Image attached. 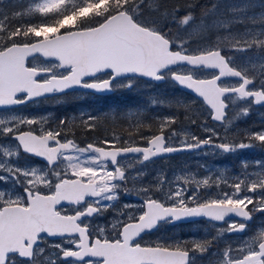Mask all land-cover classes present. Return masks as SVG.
<instances>
[{
	"label": "snow or ice",
	"instance_id": "6c2138e0",
	"mask_svg": "<svg viewBox=\"0 0 264 264\" xmlns=\"http://www.w3.org/2000/svg\"><path fill=\"white\" fill-rule=\"evenodd\" d=\"M194 7L191 2L168 7L162 0H33L26 12L0 17V113H8L0 117V135H11L18 142L16 152L5 149L4 155L17 156L22 149L47 164L21 169L0 162V184L7 186L0 187V264H38V257L43 258L39 264H193L194 253L208 252L225 233H244L255 213L264 214V160H257L254 165L242 161L244 178L231 184L219 177L211 182L197 181L198 186L216 187L218 192L212 196L202 198L199 187L191 195L187 187L165 192L164 180L159 179L155 188L138 190V207L125 205L105 225L91 222L94 216L109 211L121 191L129 194L124 186L129 177L118 157L137 154L146 162L162 154L202 147L226 154L264 149V128L247 130L240 142L215 143L214 138L226 141L227 137L220 136L205 120L199 125L208 133L205 138L193 135L192 142L173 146L179 134L173 130L165 136L164 126L174 124L177 118L169 117L159 134L141 137L146 146L119 147V138L113 137L105 138L103 146L89 143L79 147L63 131L77 117H62L55 129L39 127L37 131L49 118L16 114L19 106L66 96L71 90L87 94L129 89L139 78L174 81L201 98L214 122L231 124L226 113L229 103L237 99L247 105L242 109L244 116L253 105L264 106V65L250 78L249 69L232 66L234 57L223 54L253 48L264 52V30L223 38L242 42L246 48L225 49L219 40L193 48V41L179 32L195 24ZM146 10L150 15H145ZM32 13L39 14L35 19L40 22H33ZM21 16L29 18L14 23ZM170 25L177 26L176 34ZM203 31L201 24L189 35ZM248 36L255 39H244ZM257 58L264 60V56ZM198 71L209 74L200 76ZM227 78L238 80L236 84L224 83ZM79 118L90 129L99 119L84 112ZM21 126L29 130L20 131ZM81 154L87 155L81 158ZM251 167L260 171L249 173ZM156 193H162L164 199ZM232 216L242 218L241 222H227ZM193 217L226 222L227 227L210 241H194L191 248L183 241L139 242L161 222ZM54 237L63 243L41 247ZM49 249L57 251L49 254ZM219 255V264H264V228L238 247L229 244Z\"/></svg>",
	"mask_w": 264,
	"mask_h": 264
},
{
	"label": "flooded vegetation",
	"instance_id": "af4514ba",
	"mask_svg": "<svg viewBox=\"0 0 264 264\" xmlns=\"http://www.w3.org/2000/svg\"><path fill=\"white\" fill-rule=\"evenodd\" d=\"M237 80L238 79L227 78L224 83L236 84ZM156 92H159V94L165 93V95L173 93L176 98H180V101H185L186 104L185 106L174 105L172 109L166 110V107H162L159 104H152L151 96ZM74 96L77 98L80 97L81 99L72 98ZM66 98L70 100H64ZM54 99H61L62 101L60 104L46 108L49 112H54L55 110L56 113H58L57 111H60L68 105V110H66V113H64L66 114L64 117H71L73 113L80 114L81 112L91 113L96 117L99 116L95 127L91 129L81 121L79 118L80 115L77 116V120L69 121L67 127L72 128L73 132L71 134L68 133L67 138L73 139L79 147H86V145L89 143L96 144L97 146H103L101 142L105 138L111 140L113 137L119 138L117 141V145L119 147L146 146L144 140H142L141 137H150L151 135L159 134L161 124L165 120L162 118V115L164 114L167 118H177L174 124L170 126H164L165 136H168L170 131L173 130L179 134L176 140L173 142V146H180L181 141L192 142L191 137L193 135L200 137L201 139L207 136V134L199 127L200 123L206 120L203 113H206L208 110L207 106L203 104L201 99L180 89V87L172 80H165L163 84H160L152 80L138 79L132 88L114 90L111 94L92 92L83 94V91H75L67 93L66 96L50 97L41 101L46 102L47 100ZM36 103L19 106L16 111L23 108H31L33 107L32 105ZM74 104L80 105L81 108L84 109L79 110L77 113ZM232 106L233 104L229 103V108L226 113L227 117H229V111ZM71 110L75 111L68 112ZM197 111H200L198 117L196 116ZM122 113H128L130 117L127 118L126 115H122ZM101 114L105 116L102 118L100 117ZM201 115H203V118ZM107 116H115L111 119L114 123H111V120H107ZM86 118L87 117L85 116L84 119L86 120ZM192 120H195L196 123L193 124L191 122ZM103 121L106 122L104 125L101 124ZM210 121V123L217 125L225 123V121L220 123L214 122L211 118ZM55 128L56 127H52L51 129ZM27 130H29V128L23 127L20 131ZM36 130L38 131L39 128H36ZM187 130H190L191 133L188 134L186 132ZM214 142L220 143L221 140L214 138ZM208 149L211 148L202 147L200 149L191 151L162 154L160 156L150 158V160L146 162L142 161V156L137 154H127L118 157L121 166L125 169L126 174L129 177L124 185L130 190L129 194L125 195L124 192L121 191L119 193V199L111 202L112 207L109 209V211L105 212L103 216H94L91 222L96 225H105L114 215L122 210L125 205L130 204L138 207L141 202V198H138L137 196L138 190L145 186H151L155 188L159 179L164 180L163 187L165 192L173 190L175 186L178 185L181 187H187L189 189L187 194L191 195L192 192L195 191L197 187H199L198 194L202 198L207 197L206 194L208 192H214L216 187L205 188L202 184L198 186L197 181H203V178L198 177L197 181H187L185 180V176L183 174L185 168H187L189 172L191 171V165L194 167V162H206L205 153ZM24 154L27 156L25 159L30 161L33 165L47 167V164L43 158H38L27 153ZM221 154L224 153L221 152ZM216 155H220L218 151H216ZM215 161L223 162L217 157H215ZM111 167L112 166L109 162V169H111ZM175 167L181 168L182 171L175 169ZM177 172H180V175ZM137 173H142L143 175L137 176ZM174 174H176V176ZM199 176L204 175L199 174ZM132 177H135V179H132ZM156 196L159 199H164L162 193H156ZM105 203L108 202L105 201ZM65 207L68 206L65 204ZM129 211H132V209H129ZM256 216L254 214L253 219L248 222L244 233L231 234H245L248 230L249 224L254 222ZM226 220L227 222L232 220L241 222V218L239 217H231L230 219L226 218ZM204 224L223 225L226 224V222H216L205 217L196 219L187 218L174 223L161 222L156 229H153V231L144 233L142 235V239L139 242L147 245H155L158 243L162 244L173 243L174 241H183L189 244L188 240H190V238L198 237L200 233L195 232L192 226ZM62 242L63 240L61 238L54 237L50 238L46 244H42L41 247ZM37 261L39 264L41 259L38 257Z\"/></svg>",
	"mask_w": 264,
	"mask_h": 264
},
{
	"label": "rangeland",
	"instance_id": "374dc122",
	"mask_svg": "<svg viewBox=\"0 0 264 264\" xmlns=\"http://www.w3.org/2000/svg\"><path fill=\"white\" fill-rule=\"evenodd\" d=\"M0 12L6 13L8 11L12 13H24L27 9L32 5L33 0H0ZM33 15H39L36 13H32ZM25 17V16H24ZM28 18V17H27ZM203 24L204 31L200 32L199 35H189L193 31L194 28ZM261 30H264V0H220L216 7L213 8L208 16L205 17L204 20L195 22L194 25L189 28L182 29V33L180 34L184 39L196 40L195 38L203 35L205 38L203 40L204 43L207 42H217L220 41V46L225 49H235V48H246L247 45L244 43H235L230 42L229 40H224L225 37H240L247 32L259 33ZM214 34L213 41L207 40V35ZM264 39V37H261ZM244 39L252 40L255 39L254 36L244 37ZM192 44V43H191ZM191 47V45H190ZM225 56L234 57L233 66L239 68H247L249 69L250 77L254 74H257L261 71V65H264V60L258 59L259 56H264V52H260L258 49L253 48L247 52H236V51H225L223 53ZM180 72L186 73L184 69H177ZM208 72L198 71V75L207 76ZM259 81H257V85ZM74 99H81L80 97H72ZM152 104H159L162 107H166L167 109H172L174 105L185 106L186 102L180 101V98H176L173 93L166 94L159 92L153 93L151 96ZM69 101L70 99H64ZM61 99L47 100L46 102L39 101L36 104L32 105L31 108H23L16 111V114L29 116V117H47V123L37 126L44 128H52L56 127L60 118L64 117V113L68 110V105L65 106L60 111L54 110V112H49L46 108L60 104ZM155 101L156 103H153ZM189 104V103H188ZM233 104V103H232ZM244 101L239 99L233 104L229 111L228 119L231 120V124H227L225 121L226 127H221V125H217L214 123H210V117H208V110L206 113H203L205 119L207 120V124L210 127H215L217 131L220 133V136H226V141L221 142H240L244 139V134L247 130L259 131L261 128H264V106H255L251 107L250 112L244 116L242 115V109L246 107ZM76 112L84 109L81 108L80 105L74 104ZM191 108V107H190ZM60 109V108H59ZM75 111V110H74ZM73 110L68 112H74ZM129 111V109H128ZM81 114V113H80ZM80 114H72L71 117H77ZM200 111L196 112V116L198 117ZM8 113H0V117L7 116ZM122 115H126L127 118L130 117L128 113H122ZM105 115H100V117H104ZM99 117V116H98ZM107 120H111L115 116H107ZM203 118V115H201ZM163 119H166V115H162ZM77 120V118L75 119ZM74 121V120H71ZM210 121V122H209ZM113 121L111 120V123ZM106 122H101L104 125ZM114 123V122H113ZM25 126H21L19 130H21ZM28 128V127H25ZM66 133H72V128L67 127L64 129ZM188 134L191 133L190 130L186 131ZM208 135V133H206ZM9 140V141H6ZM17 141L12 139V136H2L0 135V162H10L15 166L20 167L21 169L36 166L33 165L30 161L26 160L27 157L21 150H19V154L13 157H6L4 155L5 149L11 150L13 152L17 151ZM216 151L214 149L206 150V162H194V167L191 165V171L189 172L187 168L184 169L185 180L197 181V178L209 179L210 182L216 180L218 177L221 179H227L229 184L233 183L237 180V178L243 179L244 172L241 168V162L247 161L249 164H253L257 160H264V150L255 147L250 149L240 150L236 153H224L221 154L219 152V156L216 155ZM86 154L82 155L81 158H84ZM215 157L219 158L220 161L216 162ZM234 158V159H233ZM40 167V166H37ZM238 168V169H237ZM175 169L181 168L175 167ZM260 170L256 167H251L248 169L249 173H258ZM180 175V172H177ZM204 175V176H199ZM176 176V174H174ZM252 179H255L253 176ZM251 183V180H249ZM181 185V184H180ZM0 187H7L6 185L0 184ZM181 187L176 185L173 191L177 188ZM223 190L231 191L229 187H224L221 185ZM218 192V189L214 192H208L207 197L212 196ZM259 193H257V196ZM254 196V199L257 198ZM251 208V205L249 206ZM257 215V216H256ZM255 220L253 223L249 224L248 230L245 234H228L225 233L222 236H219L216 239L210 250L206 253H194L193 264H219L220 253L230 244L232 247H238L240 244L255 236L258 231L264 228V214L255 213ZM233 221V220H232ZM229 221V222H232ZM103 225V224H102ZM195 232H200L198 237L190 238L189 248L193 247V242H206L213 239V237L218 236V232L227 227V223L223 225H213V224H204V225H196L192 226ZM63 243V242H62ZM45 248H48L46 246ZM57 251L56 249H49V254ZM41 260L42 257H39ZM55 259L56 257H51Z\"/></svg>",
	"mask_w": 264,
	"mask_h": 264
},
{
	"label": "trees",
	"instance_id": "16d2710c",
	"mask_svg": "<svg viewBox=\"0 0 264 264\" xmlns=\"http://www.w3.org/2000/svg\"><path fill=\"white\" fill-rule=\"evenodd\" d=\"M220 0H162V2L167 5L168 7H171L175 4H183L185 2H191L195 4V7L193 8L192 12L193 15L195 16V22L197 21H201L204 20L206 16H208V14L210 13V11L213 9V5H217V3ZM1 4V2H0ZM207 11V14L204 15V12ZM13 13L8 11L6 13L0 12V17L3 16H11ZM145 15L148 16L150 15V13L146 10L145 11ZM38 15H31V18L33 19V22H40L39 19H35V17H37ZM29 18V17H28ZM27 17L21 16L18 17L14 23H20V22H24L26 19H28ZM43 19V18H41ZM49 20L51 19L48 18ZM170 27H172L173 29V34L177 33V26L176 25H170ZM187 30V29H186ZM182 33V29L180 30L179 34ZM213 36L214 34L211 35H207V40L213 41ZM204 36L200 35L199 37L195 38L196 40L192 42L191 47L195 48L197 47L199 44H204L203 40H204ZM207 43H211V42H207Z\"/></svg>",
	"mask_w": 264,
	"mask_h": 264
},
{
	"label": "water",
	"instance_id": "95a60500",
	"mask_svg": "<svg viewBox=\"0 0 264 264\" xmlns=\"http://www.w3.org/2000/svg\"><path fill=\"white\" fill-rule=\"evenodd\" d=\"M183 74V73H182ZM146 79H148V78H146ZM234 79H238V78H234ZM157 82H161V81H157ZM181 89H183L184 91H186V92H188V93H190V94H192V95H194V96H196L195 94H193V93H191L189 90H187V89H185V88H183V87H181V86H179ZM76 90H79V89H76ZM71 91H75V90H71ZM70 92V91H69ZM105 93H109V92H105ZM196 97H198V96H196ZM199 98V97H198ZM201 99V98H200ZM257 106H259V105H257ZM220 123V122H219ZM232 217H235V216H232ZM196 218H200V217H193V218H191V219H196ZM242 219V218H241Z\"/></svg>",
	"mask_w": 264,
	"mask_h": 264
}]
</instances>
